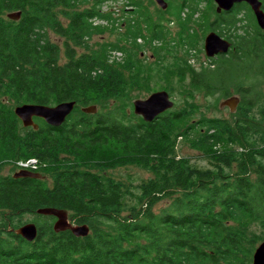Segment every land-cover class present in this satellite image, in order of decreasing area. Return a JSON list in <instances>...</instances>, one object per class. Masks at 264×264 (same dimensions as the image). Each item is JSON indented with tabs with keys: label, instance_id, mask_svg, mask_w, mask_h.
<instances>
[{
	"label": "trees",
	"instance_id": "obj_1",
	"mask_svg": "<svg viewBox=\"0 0 264 264\" xmlns=\"http://www.w3.org/2000/svg\"><path fill=\"white\" fill-rule=\"evenodd\" d=\"M79 1L0 0V165L35 159L30 169L45 176L0 172V264H251L262 239L251 227L264 229V29L257 22L245 29L239 16L245 11L254 19L251 7L241 2L215 11L209 30L229 39L231 48L199 70L187 59L176 64L178 75L189 80L185 106L145 121L133 112L130 91L146 70L134 69L132 58L112 64L100 51L78 52L74 46L99 15L95 6L109 0L77 10ZM201 2L180 1L193 13ZM157 10L161 16L164 10ZM15 11L22 12L20 18H9ZM157 21L147 23V36L141 29L138 35L163 39ZM120 68L132 71V81ZM170 70L164 73L172 91ZM232 90L240 101L230 118L194 119L200 106L195 93L229 98ZM63 101L75 106L59 126L39 117L37 128L24 126L14 111L24 103ZM91 105L96 113L82 110ZM179 137L211 167L178 157ZM126 165L152 172L139 192L108 173ZM132 194L135 204L128 207ZM164 199L171 201L154 212ZM41 207L66 209L72 220L89 226V234L54 231L55 217L38 214ZM126 210L130 215L122 214ZM26 212L50 220L33 221L38 234L32 241L14 232Z\"/></svg>",
	"mask_w": 264,
	"mask_h": 264
},
{
	"label": "rangeland",
	"instance_id": "obj_2",
	"mask_svg": "<svg viewBox=\"0 0 264 264\" xmlns=\"http://www.w3.org/2000/svg\"><path fill=\"white\" fill-rule=\"evenodd\" d=\"M133 1H137V3L134 4ZM165 1L167 6L164 9L159 6L156 0H109L102 2L95 6V10L99 15L89 20L91 24L89 34L80 45H72L76 47L78 52L100 51L112 64L126 65L133 59L135 61L134 69L146 70L147 77L138 75L140 81L136 80V82L139 81L138 85L130 91L132 103L136 99H145L154 92L165 90L174 101L173 108H180L185 106L188 98L185 91L189 89V80L178 75L179 69H175L176 64L179 65L187 59L188 63L198 70L209 64L210 59L205 53L204 42L207 34L214 31L209 30L208 25L214 20L217 4L214 0H202L198 4V10L193 13L189 7L184 9L181 7V0ZM93 5L95 4L92 0H83L79 1L76 9L83 10L93 7ZM157 9L164 10L161 16H159ZM239 16L242 19L240 25H245V29L251 30L254 27L253 23L257 22L255 21L256 17L253 19L251 14L245 11H242ZM151 20H158L157 22H161L163 25L162 29L165 31L163 39L151 40L138 35L141 29V32L143 31L144 35L147 36L148 28L146 25ZM239 31L242 32L240 29ZM188 34L191 35L192 40L188 38ZM50 38L60 45L63 44V39L53 33L50 34ZM115 45L119 47L116 48ZM167 68L171 69L169 73L172 75V91L167 89L168 75L164 73ZM120 70L125 80L132 81L133 73L131 70L127 68H120ZM261 87L264 91V78L261 80ZM233 95L238 94L232 90L231 96ZM227 98L195 93L193 100L200 106L197 108L198 112L195 114L194 119L199 118L202 114L230 118L231 113L234 111H231L229 106H221V103ZM177 154L178 157L188 158L196 166L211 167L210 160L184 141L182 137L178 138ZM17 163H15L16 166L14 163H2L0 165L2 166L1 174L14 175L15 172L20 170ZM108 173L134 193L140 191L139 186L141 183L152 177V172L148 168L137 165L118 166L109 169ZM46 179L49 184H52L53 180L50 176H46ZM134 197L135 194H132L127 198L128 207L135 204ZM170 201V199H164L158 202L153 208L154 212H160ZM122 214L124 216L130 215V211L126 210ZM69 217L73 224L81 225L71 219L70 212ZM21 219L23 224L33 221L42 224L50 221L46 218L38 220L36 213L33 212L24 213L21 215ZM251 229L262 238L258 244L264 241L263 228L255 224L252 225ZM4 236L7 235L4 233Z\"/></svg>",
	"mask_w": 264,
	"mask_h": 264
},
{
	"label": "water",
	"instance_id": "obj_3",
	"mask_svg": "<svg viewBox=\"0 0 264 264\" xmlns=\"http://www.w3.org/2000/svg\"><path fill=\"white\" fill-rule=\"evenodd\" d=\"M159 6L164 9L167 6L165 0H156ZM217 4V12L230 10L235 4L246 2L252 9L259 27L264 29V9L260 0H214ZM21 11H15L8 14L9 18L19 19ZM232 46V42L222 36L216 31H211L205 37L204 49L207 57H215L221 53H227ZM240 101L239 96L233 95L225 99L221 106H229L231 111H235ZM75 106V101H63L56 105H44L37 103H24L17 105L14 108L15 114L22 121L24 126L38 127L34 118H42L45 122L53 126L61 125L66 117L72 112ZM174 101L171 99L169 93L165 90L152 93L148 98L136 99L133 102L134 113L145 121H152L158 115L168 109L173 108ZM87 113H96V105L84 107L82 109ZM14 177H44L39 172H34L29 169H20L15 172ZM38 214L46 216H54L53 229L56 232L70 230L74 235L84 237L89 234V226L87 224L75 225L69 218V212L66 209L56 207H41L36 211ZM16 233L20 234L27 241H32L38 234V226L34 222L25 223L16 229ZM251 264H264V241L260 242L254 253Z\"/></svg>",
	"mask_w": 264,
	"mask_h": 264
},
{
	"label": "built area",
	"instance_id": "obj_4",
	"mask_svg": "<svg viewBox=\"0 0 264 264\" xmlns=\"http://www.w3.org/2000/svg\"><path fill=\"white\" fill-rule=\"evenodd\" d=\"M17 166L19 167V169H22V168H36V160L35 159H30L28 161H19L17 163Z\"/></svg>",
	"mask_w": 264,
	"mask_h": 264
},
{
	"label": "flooded vegetation",
	"instance_id": "obj_5",
	"mask_svg": "<svg viewBox=\"0 0 264 264\" xmlns=\"http://www.w3.org/2000/svg\"><path fill=\"white\" fill-rule=\"evenodd\" d=\"M227 39V38H226ZM229 40V39H228ZM70 218V217H69ZM56 220V219H55ZM54 220V221H55ZM27 223H29V222H27ZM24 225V224H23ZM22 226V225H21ZM12 230V229H11ZM15 233H16V229H15V231H14ZM17 234V233H16ZM17 235H20V234H17ZM21 236V235H20ZM26 240V239H25Z\"/></svg>",
	"mask_w": 264,
	"mask_h": 264
},
{
	"label": "clouds",
	"instance_id": "obj_6",
	"mask_svg": "<svg viewBox=\"0 0 264 264\" xmlns=\"http://www.w3.org/2000/svg\"><path fill=\"white\" fill-rule=\"evenodd\" d=\"M22 169H29V170H31L30 168H22Z\"/></svg>",
	"mask_w": 264,
	"mask_h": 264
}]
</instances>
